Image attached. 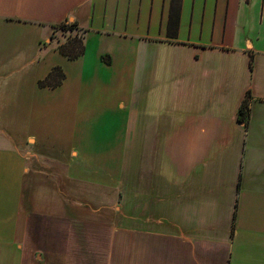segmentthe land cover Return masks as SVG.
Instances as JSON below:
<instances>
[{
	"label": "crops",
	"instance_id": "1",
	"mask_svg": "<svg viewBox=\"0 0 264 264\" xmlns=\"http://www.w3.org/2000/svg\"><path fill=\"white\" fill-rule=\"evenodd\" d=\"M67 20L84 32L75 61L49 44ZM55 67L63 84L40 88ZM27 105L77 134L36 132ZM95 115L127 117L128 136L149 125V227L105 197L121 164L83 147ZM0 127V264H264V0H0ZM29 136L75 148L70 177L102 193L32 176Z\"/></svg>",
	"mask_w": 264,
	"mask_h": 264
},
{
	"label": "rangeland",
	"instance_id": "2",
	"mask_svg": "<svg viewBox=\"0 0 264 264\" xmlns=\"http://www.w3.org/2000/svg\"><path fill=\"white\" fill-rule=\"evenodd\" d=\"M82 35L83 33L78 31L65 33L52 28L50 30L49 44L58 50L62 44L68 43L74 37L80 38ZM80 94H83V92ZM99 95V91L93 94L91 98L93 105H96ZM79 100H81L80 97ZM30 108L31 105L26 106V122L30 123L31 126L29 127L35 129L36 132L50 135L53 139L57 135L70 138L77 134V131H75L76 122L70 120L57 121L53 117L54 115H42L40 111L34 115ZM40 109L42 110V107ZM45 112L50 113L49 111ZM58 117L61 118L60 115ZM127 119L125 116H122L120 120H113L111 117L93 116L88 123L83 125L87 141L84 143V139L81 143L83 147H87L94 153L104 148L112 151L111 160L107 166L111 167L121 164V170L119 171L121 176L117 181L118 183H116V187L114 185L107 186L105 197L118 199L114 208H112L114 212L125 211L123 217L132 215L131 220L135 221L133 223L135 226L149 227V125L145 124L144 127H138L133 136H128L130 131H127V124L129 125L126 121ZM40 139L37 138L35 140L29 136L22 137L19 140L23 143L22 149L27 158L31 175L33 176L34 171H39L36 174L41 173L43 177L56 182L60 190L68 197H96L97 193L102 190L101 187L85 183L81 184V180H77L73 176V179L70 177L72 171L74 175L77 176L79 174L81 176L80 171L83 168L81 160L84 158L74 152L75 148H64L51 152L52 150H49L45 144L41 145ZM11 142L15 143L14 137H11ZM123 148L125 153H121L120 159L118 157L119 151H122ZM115 155L116 160H113ZM97 174L99 172L92 171L90 175ZM111 183H113L112 179ZM65 185L71 188L66 191L64 189ZM111 189L112 194L109 191ZM113 215L116 214L113 213Z\"/></svg>",
	"mask_w": 264,
	"mask_h": 264
},
{
	"label": "trees",
	"instance_id": "3",
	"mask_svg": "<svg viewBox=\"0 0 264 264\" xmlns=\"http://www.w3.org/2000/svg\"><path fill=\"white\" fill-rule=\"evenodd\" d=\"M52 28L65 33L75 32V31L82 32L77 22L71 23L68 20L59 25H54L52 26ZM82 33L84 35V32ZM83 35L80 38L74 37L73 39L69 40L68 43L62 44L58 48L59 53L70 61H75L80 59L85 53ZM65 79L66 76L63 70L60 67H55L45 80L39 82V87L56 89L63 84ZM249 98L250 97H247V99L244 101L243 105L239 110V121L244 124L248 123L251 114L249 107V100H250Z\"/></svg>",
	"mask_w": 264,
	"mask_h": 264
}]
</instances>
